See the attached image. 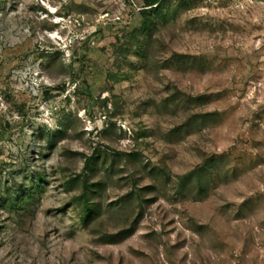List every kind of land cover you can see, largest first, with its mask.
I'll list each match as a JSON object with an SVG mask.
<instances>
[{"label":"rangeland","instance_id":"rangeland-1","mask_svg":"<svg viewBox=\"0 0 264 264\" xmlns=\"http://www.w3.org/2000/svg\"><path fill=\"white\" fill-rule=\"evenodd\" d=\"M180 3L0 0V198H33L0 202V264H264V0ZM148 4L177 11L155 19L143 58ZM100 150L101 217L87 226L81 179L66 180ZM210 158L207 192L180 191L176 176ZM136 177L154 200L132 235L105 241L141 211L137 189L124 199Z\"/></svg>","mask_w":264,"mask_h":264},{"label":"trees","instance_id":"trees-1","mask_svg":"<svg viewBox=\"0 0 264 264\" xmlns=\"http://www.w3.org/2000/svg\"><path fill=\"white\" fill-rule=\"evenodd\" d=\"M191 1L192 0H181L180 6H182L183 4H188ZM161 10H162L161 7L159 6L154 7L152 6V4H148L147 6L143 8L144 22L142 24V29H143L144 36L146 37V42H145L146 44H142L143 47L137 51L138 54L143 58L144 57L146 58L147 56L145 47L146 46L148 47L150 43L152 42V40L154 39V31H155L154 29L157 28L155 19H159L162 22L166 21L169 19L170 16H172L173 12L177 11V9L176 10L174 9V10H169L167 13H163ZM177 57L179 58L180 61L194 60L197 62L199 60L203 62L204 66L207 65V61H208L204 57L201 58V57H197L194 55L193 56L187 55V54H178ZM59 87L60 86H50L47 89L48 91L47 94L50 95L51 93L50 91L59 89ZM182 97L179 95H173L172 99L175 101H180L184 99V97L183 98ZM205 98H206L205 96H201V95H197V96L188 95L185 101L188 104L195 103V102L200 103V102H203ZM169 100H171V98H169ZM213 114L214 113L196 114L192 116L190 119H188L187 121H185L184 123H182L179 127V130L185 129V131L191 132L195 123H200V122L204 123L208 121L209 119L208 117H210V115H213ZM120 154L121 153H117L116 155H113V158L117 160L118 158L121 157ZM108 156H109V153L105 152L104 158L101 160L100 158L103 157V153L101 152V150L98 151L91 158V160H89L86 163L82 174L80 173V174L71 175L66 180V183L71 185L72 183L81 179L83 190L80 194H77L75 196L74 201L78 203L79 206L82 207L83 222L87 226H90L94 222L99 221L101 217L102 202L100 201L99 197L104 187V181L102 180V178L95 180V181L92 178L94 175H96V173H100L102 171L100 167H102L104 163L107 161ZM126 156H128L127 161H130L137 157V153L136 152L127 153ZM112 166L113 164L111 165V167ZM215 167H216V160L214 158H210L207 162L196 167L190 172L183 174V175L176 176L178 179L179 190L183 191L187 189L192 183H195V185L199 188V191L201 193L207 192V189L209 187V180H206V178L213 176V173H214L213 169ZM151 172L154 173L155 175H161V176L166 177L167 179H171V175L168 173V171L159 166L152 167ZM138 181L139 179L138 177H136L134 180L135 190L128 193L124 197V199L129 200L132 194H134V192H136V189H137L138 194L136 195H138L139 199H141L140 213L136 215L128 225H125L117 234L108 233L106 237L104 238L105 241H114L116 237L126 238L132 235L136 231L137 225L140 223V220L143 215L142 202L150 203L154 200V198H146L143 195L146 192H151L154 189H156V185L150 184L147 186H139ZM38 185L41 186L40 183ZM32 199L33 198L31 196V192L26 191L23 194L13 199L4 200L3 198H0V202L2 206L13 210L23 205H26L28 207L32 203ZM1 227H5V222H2Z\"/></svg>","mask_w":264,"mask_h":264}]
</instances>
